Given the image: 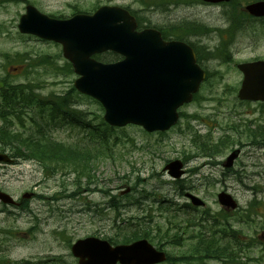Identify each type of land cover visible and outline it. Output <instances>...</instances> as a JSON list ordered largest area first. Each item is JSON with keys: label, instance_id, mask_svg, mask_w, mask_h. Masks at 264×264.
I'll use <instances>...</instances> for the list:
<instances>
[{"label": "rangeland", "instance_id": "obj_1", "mask_svg": "<svg viewBox=\"0 0 264 264\" xmlns=\"http://www.w3.org/2000/svg\"><path fill=\"white\" fill-rule=\"evenodd\" d=\"M191 1L184 0L185 4H179L166 13L158 8L146 10L136 0H6L0 3V80L31 85L37 93L50 96L64 94L76 79L75 75L66 76L60 71L63 66L60 62L61 46L19 34V19L29 2L45 14L63 17L72 16L76 8L86 12L104 5L130 7L138 10L146 21L160 26L172 22L175 17L176 21H190L189 15L195 14V18H198L199 14L208 20L214 12L218 14L217 11L228 10L214 6L213 12V9ZM146 5L149 6L147 2ZM214 36H217L216 33L210 34V37ZM254 36L244 37L246 41L234 51L238 62L264 59V36ZM208 40L211 41L203 45L207 47V52L213 53L211 49L215 48L217 41ZM20 55L24 57H18ZM41 55L54 56V64L40 66L38 61L31 60ZM22 59L24 61L20 62ZM31 63L34 65L32 68L28 67ZM217 63H209L213 83L204 85L199 94L201 100L181 108L180 112L185 115L176 127L163 135H147L142 128L127 127L114 133L119 139L115 143V139L111 138L109 145L95 143L80 128L55 130L52 133L55 140L76 144L98 158L93 183L87 184L84 179L81 186H75L76 174L62 171L47 177L42 165L36 163L19 162L16 166H0V188H5L16 200L20 201L25 193L38 194L34 199H26L27 204L23 209L8 207L3 211L0 203V259L9 264H74L69 242L88 236L121 240L122 231L142 227L151 231L149 238L156 247L163 244L168 255L176 258L174 264H189L178 258L198 254L199 249L193 247L196 240L191 238L192 235H209L216 229L211 230V217H217L222 211L217 195L226 191L240 204L230 223L235 230L243 231L246 237L244 241L253 244L250 254H247L251 258L246 264H264V215L255 211L259 206L256 207V200L264 203V147L250 145L243 127L240 133L227 130L229 125L235 128L243 119L257 118L258 113L254 114L253 111L261 108L260 111L264 113V104L241 103L237 99L241 75L235 68L218 66ZM230 64L234 65V62ZM228 87L231 94L227 91ZM7 105L0 93V107ZM88 107L90 109L78 106V109L86 115L93 111L103 116L97 106L89 103ZM216 122L223 125L217 135L214 133ZM18 129L25 131L20 127ZM225 133L231 134L232 148L242 150L232 170L223 171L218 166L220 161H225L232 148L225 149L217 159L193 156L198 152L194 140L211 137L216 141ZM177 159L186 163L187 170L178 184L164 171L167 163ZM181 187L199 196L206 206L198 210L186 207L189 201L178 190ZM141 194L139 205L133 204ZM114 195L120 200L119 210L108 204ZM249 212H254L253 216L244 220L243 217ZM222 216L221 221L224 219L227 223V218L222 219ZM168 227L176 228L173 232L178 231L184 237L181 245L162 238ZM210 240L219 239L214 235ZM239 249L241 253H246ZM59 256L61 260L56 259ZM261 256L262 260L259 259ZM208 263L219 264L214 261ZM193 264L199 263L194 261Z\"/></svg>", "mask_w": 264, "mask_h": 264}, {"label": "water", "instance_id": "obj_2", "mask_svg": "<svg viewBox=\"0 0 264 264\" xmlns=\"http://www.w3.org/2000/svg\"><path fill=\"white\" fill-rule=\"evenodd\" d=\"M247 9L254 16H264V2ZM136 27L134 18L117 7H103L93 15L56 20L28 6L19 30L62 45L65 58L80 76L75 86L103 104L104 119L110 125L136 124L148 132L166 131L177 122V108L191 101V94L198 90L203 76L188 46L164 42L153 30L138 33ZM107 51L123 56V61L103 65L92 59L93 55ZM240 69L244 81L239 98L264 101V62L242 65ZM237 156L238 151L229 158V166ZM0 161L12 162L6 155H0ZM182 168L183 163L177 160L166 170L171 176L180 178ZM189 197L195 205H203L198 198ZM0 200L13 203L12 198L2 192ZM219 200L227 208H237L226 193L220 194ZM73 253L80 258V264H158L166 259L165 254L158 252L147 240L113 248L106 241L89 238L79 241Z\"/></svg>", "mask_w": 264, "mask_h": 264}, {"label": "trees", "instance_id": "obj_3", "mask_svg": "<svg viewBox=\"0 0 264 264\" xmlns=\"http://www.w3.org/2000/svg\"><path fill=\"white\" fill-rule=\"evenodd\" d=\"M20 1L22 2L24 0ZM136 1L142 6V0ZM75 11L78 12L80 10L76 8ZM7 56L9 55L7 54ZM106 56L110 57L112 61L117 58L116 55L112 54ZM18 57H24V55ZM59 57L60 55L58 58ZM97 59L106 61L104 60V56L98 57ZM31 60L38 61V63H41L40 66H51L54 64V56L52 55H41L39 58ZM19 61L23 62L24 60L22 59V61ZM35 65L38 66L36 63ZM29 66L32 68L34 65L31 63L28 67ZM60 71L67 75L70 74L72 71L71 65L65 63ZM2 82L4 84H2ZM0 86L2 87L0 93L4 96V100L8 102L7 106L0 107V119L4 122V125L0 126V150L10 151L14 157L29 161H37L45 166H52L51 169H46L47 172L51 171V173H53L56 169H68L76 173V178L79 182H81L82 179H86L88 183H93L94 180H90V174L94 171L93 168L96 167L98 160L92 159L89 151L86 149H82L77 145H61L51 139L53 131L61 128L60 126L64 122L63 118H68L65 122H67V124H72L71 121L73 118L75 119L81 116L76 109L75 101H73V96L75 94L74 90L72 89L71 92L63 97L54 95L43 97L35 95V88L31 85L15 84L8 79L0 80ZM38 88L42 89L41 86ZM21 113H30L34 123V128H29L27 132L16 129L15 126L10 123L11 119L20 118ZM96 119L98 120V126L92 123L91 130L103 133L101 138L106 137V139L103 140L104 142H109V138L114 136L115 143H117L119 138L117 135L112 134L115 133L116 130L105 125L100 116L96 117ZM96 119L94 120L97 122ZM53 121L55 125L52 127L51 123ZM114 206L117 207L115 204ZM142 230L144 233H142ZM122 233L124 234L121 239L124 243H129L141 236L149 237L151 235L148 229L142 228L131 232L122 231ZM176 236L177 234L172 232V229L168 227L162 238L165 239V241L175 243ZM197 247H201L199 252H212V254H207V257H201L200 260L202 261L213 257L218 259L230 258V261H234V257L231 258V256L232 254L235 255V251H233L230 243L224 242V244H222L218 240L215 242L214 240L200 239ZM245 248H248V246L244 245V248H242L246 252L247 249ZM243 256L246 257L247 253L243 254ZM260 259L262 260L263 257H260ZM0 264H6V261L0 260ZM243 264H246V261H244Z\"/></svg>", "mask_w": 264, "mask_h": 264}, {"label": "flooded vegetation", "instance_id": "obj_4", "mask_svg": "<svg viewBox=\"0 0 264 264\" xmlns=\"http://www.w3.org/2000/svg\"><path fill=\"white\" fill-rule=\"evenodd\" d=\"M257 1L264 0H238L228 7L227 12L221 10V12L217 11L218 14H215L213 9L214 13L208 20L203 15L197 14L198 18H195V14H191L189 15L191 17L190 21H176V19L173 20V22L176 24L181 23V31L185 34L188 40L192 42L193 47L198 48L200 51H207V47L203 44L211 41L208 40V38H211L213 42L217 41V44L214 46L215 48L211 49L213 51H216L223 43L229 42V60H217V65H224L236 60L234 51L237 50V47H239L242 42L246 41L244 37L255 35V38H260L264 36V18H255L246 12H242L247 4ZM203 24H208L211 27H206ZM258 26L260 28H258ZM204 27L211 28L215 31L206 32ZM214 33H216L217 36L210 37V34L214 35ZM200 51H198L200 61L205 64L207 63L204 58L205 55L203 56ZM220 165H222V163H220ZM234 238L237 239L236 236H234Z\"/></svg>", "mask_w": 264, "mask_h": 264}]
</instances>
